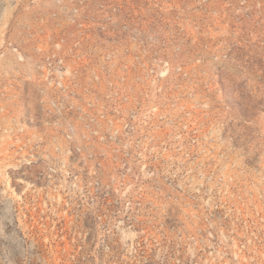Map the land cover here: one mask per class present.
<instances>
[{
  "label": "rangeland",
  "instance_id": "rangeland-1",
  "mask_svg": "<svg viewBox=\"0 0 264 264\" xmlns=\"http://www.w3.org/2000/svg\"><path fill=\"white\" fill-rule=\"evenodd\" d=\"M0 264H264V0H0Z\"/></svg>",
  "mask_w": 264,
  "mask_h": 264
},
{
  "label": "bare ground",
  "instance_id": "bare-ground-1",
  "mask_svg": "<svg viewBox=\"0 0 264 264\" xmlns=\"http://www.w3.org/2000/svg\"><path fill=\"white\" fill-rule=\"evenodd\" d=\"M9 128V126H7Z\"/></svg>",
  "mask_w": 264,
  "mask_h": 264
}]
</instances>
